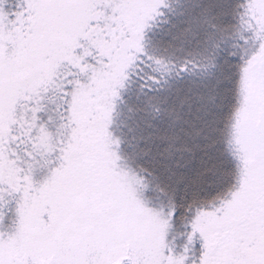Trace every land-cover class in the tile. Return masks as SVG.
<instances>
[{
  "label": "snow or ice",
  "instance_id": "1",
  "mask_svg": "<svg viewBox=\"0 0 264 264\" xmlns=\"http://www.w3.org/2000/svg\"><path fill=\"white\" fill-rule=\"evenodd\" d=\"M0 264H264V0H0Z\"/></svg>",
  "mask_w": 264,
  "mask_h": 264
}]
</instances>
